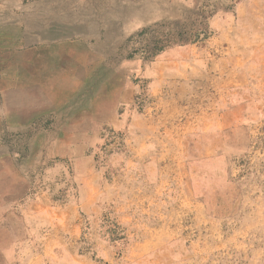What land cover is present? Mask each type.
<instances>
[{"label":"rangeland","instance_id":"obj_1","mask_svg":"<svg viewBox=\"0 0 264 264\" xmlns=\"http://www.w3.org/2000/svg\"><path fill=\"white\" fill-rule=\"evenodd\" d=\"M249 1L0 0V160L13 194L3 222L21 252L51 231L66 239L50 247L67 264H122L132 227L108 205L100 214L79 208L78 220L68 212L65 226L64 207L76 206L82 185L111 180L127 138L115 122L142 110L151 43L207 45L219 35L213 21ZM232 169L244 210H256L252 236L264 256V134Z\"/></svg>","mask_w":264,"mask_h":264},{"label":"crops","instance_id":"obj_2","mask_svg":"<svg viewBox=\"0 0 264 264\" xmlns=\"http://www.w3.org/2000/svg\"><path fill=\"white\" fill-rule=\"evenodd\" d=\"M213 25L220 31L209 44L172 48L141 72L144 105L115 122L127 138L111 180L82 185L76 206L64 207L65 226L68 212L78 220L79 208L100 214L108 205L132 227L122 264H264L252 236L256 210H244L231 174L264 134V0L240 3ZM131 91L134 103L139 88ZM5 166L0 160V264H67L50 247L66 239L51 231L25 252L8 235Z\"/></svg>","mask_w":264,"mask_h":264},{"label":"trees","instance_id":"obj_3","mask_svg":"<svg viewBox=\"0 0 264 264\" xmlns=\"http://www.w3.org/2000/svg\"><path fill=\"white\" fill-rule=\"evenodd\" d=\"M182 35L180 34L179 37H181ZM198 37V35H194V36H191L189 39L190 40H193V39H196ZM181 40V39H180ZM180 41H178L177 43H179ZM153 48L149 49V52H151L152 54H154L155 56H158L159 54L163 53L165 50H164V47L167 46L168 44H175V41H166L164 43V41H157V42H154V43H151ZM150 46V45H148Z\"/></svg>","mask_w":264,"mask_h":264}]
</instances>
